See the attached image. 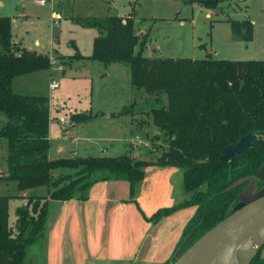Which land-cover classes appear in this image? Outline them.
Masks as SVG:
<instances>
[{"label": "trees", "instance_id": "obj_1", "mask_svg": "<svg viewBox=\"0 0 264 264\" xmlns=\"http://www.w3.org/2000/svg\"><path fill=\"white\" fill-rule=\"evenodd\" d=\"M175 1L227 12L221 5L234 0ZM82 25L98 33L90 56L85 58L99 61L104 67L127 65L131 88L153 99L149 100L153 106L148 114L159 134L151 140H163L166 150L155 161L128 156L49 160V100L43 95L15 93L12 82L20 76L49 70L50 60L14 42L11 19L0 17V113L6 117L0 139L6 142L7 150L0 183H14L17 193L31 192L26 205L15 211L14 233L8 214L9 200L14 197L0 196V264H24L29 248L42 245L49 201H86L90 188L104 181L127 182L133 199L135 187L149 165L179 168L185 198L150 217L144 216L146 221L156 224L179 210L196 208L173 257L165 263L172 264L189 232L195 229L178 255L231 213L247 183L229 192L224 190L255 174L264 162V60L145 57L147 36L135 33L132 12L125 18H88ZM124 111L123 107L119 115H125ZM93 116L74 113L70 120L78 124ZM245 135L258 136L261 141L247 152L222 158V151ZM62 169L74 173L57 172ZM263 184L258 182L256 190ZM39 188H46L48 196L35 195L33 191ZM250 264H264L259 252Z\"/></svg>", "mask_w": 264, "mask_h": 264}, {"label": "rangeland", "instance_id": "obj_2", "mask_svg": "<svg viewBox=\"0 0 264 264\" xmlns=\"http://www.w3.org/2000/svg\"><path fill=\"white\" fill-rule=\"evenodd\" d=\"M35 1L0 0V17L11 19V33L23 47L37 50L48 58L54 57L62 67H51V73L43 71L36 76L17 77L13 80V91L22 95L46 94L51 110L60 108L61 112L59 116L52 114V119L71 118L69 111L75 110L78 114L89 111L91 115L101 116L103 112L119 110V106L127 104L126 99L131 98L124 106V114L131 125L130 132L119 129L117 125H114L116 128L93 122L66 132L67 139H62L60 128H64H59V124L53 121L50 137L54 157L84 159L130 155L155 161L166 150L163 140H151L154 129L148 110L153 106L149 100L153 99L143 91H131L127 65L113 64L105 68L99 61L86 58L88 60H77L71 66H65L74 58L84 59L91 54L93 38L98 33L95 28L83 27L82 23L88 18L127 16L132 12L135 33L139 37L147 36L143 56L148 58L201 60L206 54L213 56L217 51L216 59L264 60V0L241 1L240 10H227V18L223 15L221 19H227L230 24H216L214 16L206 17V9L175 0H51L44 7ZM249 20L255 22L253 28ZM251 37V42L247 41ZM36 40L39 46L34 45ZM200 44L206 50L200 48ZM63 70H66L64 76ZM50 74L58 83L54 90L49 89ZM5 123L6 117L0 113V129ZM147 134L149 142L146 141ZM131 144L138 145L131 148ZM6 151V142L0 139V169L4 168ZM65 171L66 174L73 173L72 170ZM3 189L7 195L17 193L11 184H6ZM39 194L44 195V190ZM16 206L19 203L11 202V212ZM55 206V202H49L48 221ZM15 224L16 213H12L9 226L13 233ZM44 243L29 248L24 264H43ZM259 253L264 259V246Z\"/></svg>", "mask_w": 264, "mask_h": 264}, {"label": "crops", "instance_id": "obj_3", "mask_svg": "<svg viewBox=\"0 0 264 264\" xmlns=\"http://www.w3.org/2000/svg\"><path fill=\"white\" fill-rule=\"evenodd\" d=\"M241 1L246 2L247 0H234L231 3L222 4L221 7H225L227 10H235V8L240 10L239 3ZM243 6L247 8L246 5ZM206 11V17H215L214 23L230 24L227 19H221L228 12L207 9ZM127 16L118 17L125 18ZM225 17L227 18V15ZM249 22L253 28L255 22H251L250 20ZM12 39L21 45V42L18 39H14L13 35ZM251 39L252 37L247 41L251 42ZM34 45L39 46V41L36 40ZM200 48L206 50V47ZM152 50H154L153 47ZM216 56L217 51H214L213 56L208 53L205 58L211 57L212 59H216ZM77 60L78 62H82L81 60L88 59L74 58L66 62L65 66H71V63ZM47 71L51 73L52 70ZM42 72L31 75L36 76L35 74H42ZM65 72L66 70L62 71L63 76ZM50 78L52 79L54 77L50 74ZM132 90L134 89L131 88ZM43 96H46V94ZM48 100L50 105V99L48 98ZM129 101H131V98L126 99L125 103L128 104ZM127 104L120 105L119 110L103 112L101 116L96 114L87 122L74 123L66 130L61 129L59 126L61 135L63 136L62 139H67L66 132L75 130L79 125L93 122H101L99 124L111 125V127L117 125L119 129L130 132L131 125L128 117L126 115H119L121 109ZM75 112L77 110L69 111L71 114ZM88 112L80 113L89 114ZM60 113V108H55L52 111L50 105V115L56 114L59 116ZM101 119L107 121H98ZM50 127L51 125H49L48 134L50 145L48 159H62L61 157L53 156L55 151L50 137ZM152 127L154 129L153 135H158L159 132L153 124ZM146 138V141L149 142L150 138L148 134ZM146 141L143 143L144 145ZM138 144H131V148L136 147ZM138 154H141V151H138ZM126 156L132 159L142 160L139 157ZM65 158L73 159L74 157ZM1 170L3 172L6 170V162L4 168ZM65 170L68 169H62L57 172L65 175ZM72 174L67 173L66 175ZM10 184L15 188L14 184ZM5 186L6 183H0V196L7 195V191L3 189ZM42 190H44V195L39 194ZM33 192H38L36 195L41 198L48 196L46 189L39 188ZM30 193V191H25L8 194V196L14 197L8 203L9 223L11 214L15 213L18 207L26 205L27 197ZM184 198L182 173L179 168L149 165L144 169L143 180L135 187L133 199L130 198L129 184L127 182L104 181L98 182L90 188L86 201H78L75 199L65 202L51 201L55 202L56 206L51 219L49 221L47 219L43 264H165L173 257L181 241L184 229L189 219L195 213L196 208L189 207L179 210L156 224L146 221L144 216L150 217L158 209L170 207L182 201ZM11 202L19 203V206H16L13 212L10 209Z\"/></svg>", "mask_w": 264, "mask_h": 264}, {"label": "water", "instance_id": "obj_4", "mask_svg": "<svg viewBox=\"0 0 264 264\" xmlns=\"http://www.w3.org/2000/svg\"><path fill=\"white\" fill-rule=\"evenodd\" d=\"M260 141L258 136L245 135L234 146L225 148L222 158L247 152ZM258 182L264 183V162L255 174L235 181L224 190L229 192L247 183L231 213L178 255L195 229L189 232L172 264H250L264 246V186L256 190Z\"/></svg>", "mask_w": 264, "mask_h": 264}, {"label": "built area", "instance_id": "obj_5", "mask_svg": "<svg viewBox=\"0 0 264 264\" xmlns=\"http://www.w3.org/2000/svg\"><path fill=\"white\" fill-rule=\"evenodd\" d=\"M50 1L51 0H36L35 3L41 7H44ZM49 60H50L51 67H56V68L58 66L59 68L62 67L54 57H49ZM56 88H58V83L54 79H51V82L49 83V89L54 90ZM53 121L59 124L60 127L64 128L63 130H66L68 127L72 126V122L70 118L59 117L57 119H52L50 112H49V122L54 123ZM2 173L3 171L0 169V175Z\"/></svg>", "mask_w": 264, "mask_h": 264}, {"label": "flooded vegetation", "instance_id": "obj_6", "mask_svg": "<svg viewBox=\"0 0 264 264\" xmlns=\"http://www.w3.org/2000/svg\"><path fill=\"white\" fill-rule=\"evenodd\" d=\"M263 186H264V184L261 187H263Z\"/></svg>", "mask_w": 264, "mask_h": 264}]
</instances>
